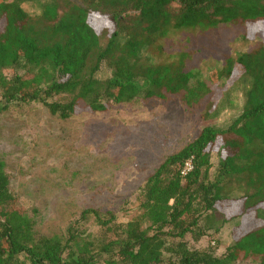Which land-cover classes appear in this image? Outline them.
I'll return each instance as SVG.
<instances>
[{
  "label": "trees",
  "instance_id": "16d2710c",
  "mask_svg": "<svg viewBox=\"0 0 264 264\" xmlns=\"http://www.w3.org/2000/svg\"><path fill=\"white\" fill-rule=\"evenodd\" d=\"M99 20L110 26L100 31ZM221 26L263 40L212 71L211 84L186 71V55L151 58L155 41L172 32ZM240 87V113L167 156L136 210L85 207L63 232L37 229L0 158V264H264V0H0V114L38 105L69 120L177 97L194 106ZM189 159L194 168L183 176ZM236 220L225 253L195 246Z\"/></svg>",
  "mask_w": 264,
  "mask_h": 264
},
{
  "label": "rangeland",
  "instance_id": "374dc122",
  "mask_svg": "<svg viewBox=\"0 0 264 264\" xmlns=\"http://www.w3.org/2000/svg\"><path fill=\"white\" fill-rule=\"evenodd\" d=\"M31 14L38 12L30 5ZM99 30L110 26L98 21ZM244 26L172 32L151 48L155 63H171L186 55V71L210 84V73L227 61L261 46L262 38L244 39ZM108 72H101L106 77ZM244 88L222 90L210 103L194 106L182 97L141 100L112 112L69 120L52 116L41 106L16 107L0 114V158L6 163L19 205L43 234L63 232L83 208L129 206L137 209L139 190L169 155L193 141L204 126L222 125L240 113ZM210 114H207L210 109ZM228 217L237 213L228 209ZM134 215L121 217L127 221ZM241 220L224 226L195 244L225 253ZM246 264H257L254 262Z\"/></svg>",
  "mask_w": 264,
  "mask_h": 264
},
{
  "label": "built area",
  "instance_id": "2783aa9c",
  "mask_svg": "<svg viewBox=\"0 0 264 264\" xmlns=\"http://www.w3.org/2000/svg\"><path fill=\"white\" fill-rule=\"evenodd\" d=\"M194 168V165H193V159H189L185 165H184V169H183V176H187Z\"/></svg>",
  "mask_w": 264,
  "mask_h": 264
}]
</instances>
